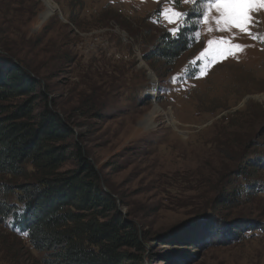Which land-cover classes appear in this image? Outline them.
I'll return each instance as SVG.
<instances>
[{"label":"rangeland","instance_id":"rangeland-1","mask_svg":"<svg viewBox=\"0 0 264 264\" xmlns=\"http://www.w3.org/2000/svg\"><path fill=\"white\" fill-rule=\"evenodd\" d=\"M163 8L189 12L185 27H195L170 65L145 59L175 26L159 15ZM202 8L0 0V58L39 83L34 113L51 108L71 128L60 170L86 158L115 201L111 212L136 231L139 245L122 249L121 264H264V43L209 21L197 28ZM250 16L260 21L252 31L264 34V8ZM218 44L248 47L225 58ZM26 181L0 176V184ZM3 197L17 203L13 193ZM45 259L0 218V264Z\"/></svg>","mask_w":264,"mask_h":264},{"label":"trees","instance_id":"trees-1","mask_svg":"<svg viewBox=\"0 0 264 264\" xmlns=\"http://www.w3.org/2000/svg\"><path fill=\"white\" fill-rule=\"evenodd\" d=\"M194 31L190 24L176 36L162 33L145 59L172 64L194 41ZM36 87L19 65L0 58V176L27 180L0 184V218L26 233L33 249L45 253L46 264H121L122 249L139 245L136 231L111 212L115 201L86 158L79 156L75 170H60L70 155L63 141L72 131L51 108L34 113ZM9 193L17 203L3 197Z\"/></svg>","mask_w":264,"mask_h":264},{"label":"snow or ice","instance_id":"snow-or-ice-1","mask_svg":"<svg viewBox=\"0 0 264 264\" xmlns=\"http://www.w3.org/2000/svg\"><path fill=\"white\" fill-rule=\"evenodd\" d=\"M166 2L177 5L180 3L190 4L194 9L197 4H202V10H196L198 11L197 28L204 21H209L216 25V31L230 32L233 38H235L237 33L232 32V30L236 29L239 34H245L252 40L264 43V34H261L259 31H252L253 28L258 26L260 21L250 16V11L258 12L260 8H264V0H166ZM159 15L164 17L167 23L175 25L169 29L173 36L178 35L180 30L185 27V20L190 16L189 12L180 11L176 8H163L160 10ZM208 30L212 31L213 29L209 28ZM196 35L199 36L200 32L197 31ZM216 39L228 43V38L226 37H218ZM207 43L211 45L213 44V40H209ZM245 47L248 46L234 44L225 47L218 44L215 51L217 54L227 58L225 54L231 53L233 48L243 49ZM207 51L208 49L206 48L205 52ZM174 79L177 78L174 77Z\"/></svg>","mask_w":264,"mask_h":264}]
</instances>
